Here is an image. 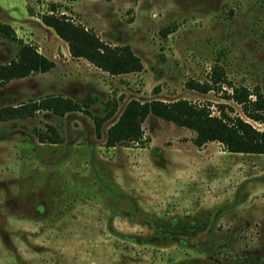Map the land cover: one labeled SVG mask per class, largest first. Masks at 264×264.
Wrapping results in <instances>:
<instances>
[{
  "label": "rangeland",
  "instance_id": "1",
  "mask_svg": "<svg viewBox=\"0 0 264 264\" xmlns=\"http://www.w3.org/2000/svg\"><path fill=\"white\" fill-rule=\"evenodd\" d=\"M52 7L139 73L111 76L70 56L41 17ZM0 23L55 63L0 89V108L63 96L82 111L0 122V264H264V155L197 147L194 132L149 115L143 144L104 146L131 100L219 107L258 130L230 88L200 93L220 65L235 87L264 93V0H0ZM18 44L0 38V63ZM100 136L95 117H106ZM61 144L40 143L47 126Z\"/></svg>",
  "mask_w": 264,
  "mask_h": 264
},
{
  "label": "trees",
  "instance_id": "2",
  "mask_svg": "<svg viewBox=\"0 0 264 264\" xmlns=\"http://www.w3.org/2000/svg\"><path fill=\"white\" fill-rule=\"evenodd\" d=\"M41 21L67 44L72 58L84 59L111 76L139 73L143 70L141 60L129 45L111 46L104 43L94 32L74 23L65 15H56L54 7L41 17ZM0 38L18 44L16 56L6 63H0V89L13 80L24 79L32 74L48 73L55 67V63L41 55L35 47L18 39L8 24L0 23ZM186 85L200 93L221 91L226 86L231 91L225 93L224 98L240 106L247 119L264 124V93L258 88L249 90L244 86H233L220 65L213 66L208 81H191ZM225 108V105H221L218 115H213L209 106H198L187 100L172 103L157 100L140 103L131 100L117 121L107 129L104 146L114 148L143 144L142 125L149 115H153L194 132L193 143L197 147L217 142L228 153L264 155V129L258 130L238 116L231 117ZM42 111L63 117L67 113L80 112L82 108L70 98L46 96L27 104L1 107L0 122L32 118ZM114 112L115 109L112 108L106 117L94 118L98 136L102 125ZM38 138L40 143H62L57 129L50 125L45 133L38 134Z\"/></svg>",
  "mask_w": 264,
  "mask_h": 264
}]
</instances>
